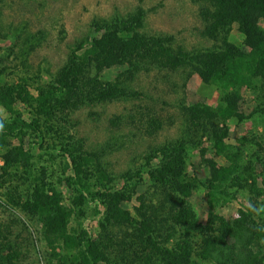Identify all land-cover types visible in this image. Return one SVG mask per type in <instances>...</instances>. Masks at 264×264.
Masks as SVG:
<instances>
[{"label":"trees","instance_id":"16d2710c","mask_svg":"<svg viewBox=\"0 0 264 264\" xmlns=\"http://www.w3.org/2000/svg\"><path fill=\"white\" fill-rule=\"evenodd\" d=\"M192 1L207 2L210 9L206 11L211 19L207 30L234 21L240 43L224 40L221 50H206L192 56L173 51L168 46L172 36L142 34L135 30L143 14L142 8L137 6L133 15L114 20L98 36L78 43L58 68L54 81L47 84L0 83V104L10 111V115L0 117L3 126L0 131L1 195L4 202L19 207L36 225L27 243L16 240L17 232L11 233L7 227L0 229V264H264V211L257 215L249 210L264 207V141L256 144L263 148L260 155L251 152V144L244 146L243 152L242 147L224 141L228 128L211 124L209 119L215 113L205 104H190L185 108L192 115L189 121L207 132L205 135L213 150L208 157L204 156L207 148L199 147L202 163L194 166V172L187 173L186 148L178 143L160 146L145 156L144 175L140 174L141 170L126 174V178L136 175L139 180L145 177L151 185H158L157 191L163 192V198L156 208L151 203L147 206L152 208H144L146 205L142 204L140 194L135 195L136 188L133 185L126 188L129 183L125 188L112 191L90 189L85 184L86 165L98 152L45 145L42 126L46 127L52 119L57 105H76L73 80L85 55L86 59L98 63V67L122 61L131 64L133 57L150 56L160 66L194 63L201 81H216V85L226 88L215 109L220 119L227 116L238 121L248 118L254 126L259 124L264 133V0ZM91 81L96 82L94 78ZM90 89L92 97L97 99L133 93L109 83L105 88L94 90L92 86ZM242 89L253 93L254 100L248 112L239 107ZM30 91L34 92V104L29 99L32 98ZM11 99L29 101L34 114L23 116L16 110L11 112ZM194 117L204 118L207 124L199 123V119L192 121ZM61 132L60 129L55 131L58 135ZM241 140L246 142L244 137ZM219 155L223 163L215 159ZM41 159H44L43 164L39 162ZM155 159L157 165H150ZM66 162L71 173L55 174L51 164L61 166V163L67 165ZM257 177L262 186L258 185ZM12 179L16 182L10 185ZM61 181L75 191L66 201L62 200L57 187ZM199 189L205 191L209 202L220 206L231 202L237 191L246 200L228 217L208 210L199 218L192 202L187 200ZM258 196L263 198L257 199ZM87 197L89 201L102 204L99 231L92 229L90 232L81 223H73L75 217L83 214ZM132 197L140 204L132 205L131 212L119 202H127ZM26 223L22 225L27 226ZM112 225H124L126 230L115 238L108 233ZM38 245L44 249L40 247V250Z\"/></svg>","mask_w":264,"mask_h":264},{"label":"rangeland","instance_id":"374dc122","mask_svg":"<svg viewBox=\"0 0 264 264\" xmlns=\"http://www.w3.org/2000/svg\"><path fill=\"white\" fill-rule=\"evenodd\" d=\"M137 6L142 8L143 14L135 30L142 34L172 36L168 46L173 51H182L192 56L206 50L219 51L223 48L224 40L236 45L240 43L241 37L234 21L220 24L214 29H206L211 19L209 11H206L209 6L203 1L0 0V83L8 85L24 81L27 84H47L54 81L58 68L65 63L68 53L78 43L98 36L114 20H124L133 15ZM86 58V55L82 58V67L73 80L76 105H57L56 113L52 114L46 127L42 126V130L46 138L45 145L98 152L97 157H90L91 161L86 165L88 171L85 184L90 189L106 188L112 191L125 188V184L129 183L126 188L129 189L132 185L136 188L135 195L140 194L142 204L146 205L144 208H152L147 206L149 203L156 208L163 198V192L157 191L158 185H151L145 177L139 180L136 175L126 178V174L141 170L140 174L144 175L145 156L160 146L182 143L181 146L187 152L184 160L188 165V174L195 171V165L200 166L202 163L199 147L205 146L207 150L204 156H210L213 150L209 147L210 141L205 135L207 132H202L199 125L189 121L192 115L185 108L190 104H205L214 111L215 116L209 119L211 124L214 122L228 128V137L224 141L242 147L243 152L244 146L249 147L248 144H251V152L259 155L262 153L263 148L256 146L258 142L264 141L261 126H254L248 118L238 121L227 116L220 119L215 109L220 105V95L226 88L216 85V81H201L194 70V63L160 66L150 56L143 59L133 57L130 61L133 65L122 61L98 67V63ZM91 78L96 82H92ZM107 83L133 93L103 99L92 97V86L97 90L105 88ZM30 92L32 98L29 99L34 104V92ZM253 100V93L242 89L239 107L243 112H248ZM10 107L11 112L16 110L23 116L34 114L29 101L11 99ZM7 115H10L9 109L0 104V117L5 118ZM199 118L194 117L192 121H198ZM200 121L206 123L204 118L198 122ZM59 129L62 130L60 135L55 133ZM226 151L228 154L231 152L229 148ZM215 159L224 162L222 155L215 156ZM153 161L150 165H157L158 161ZM39 162L43 164L44 159ZM48 162L50 163L49 160ZM66 163L67 165L61 163V166L51 164L55 174L58 175L60 171L63 176L70 174L71 168ZM258 170L259 167H256L255 171ZM55 174L53 173V177ZM258 179L259 177L256 181L261 185ZM14 180L9 184L15 183ZM64 183L61 181L57 187L62 200L66 201L75 191ZM1 191L2 189L0 229L7 227L11 233L17 232L15 237L18 239H15L18 242H29L30 235L32 238L35 231V222L29 221L19 207L4 202ZM204 193L199 189L192 198L187 199L192 202L198 217L204 216L208 210L228 217L234 212V208L240 207L246 200L237 191L231 202L227 201L220 206L209 202ZM261 198L263 196H258L257 199ZM85 203L83 214L75 217L73 223H81L90 232L92 229L99 231L102 204L89 201L88 197ZM119 204L132 212L131 206H139L140 203L132 197ZM24 222H27L28 228L22 225ZM125 230L124 225H112L108 233L118 238ZM38 247L40 250L44 249L40 245Z\"/></svg>","mask_w":264,"mask_h":264},{"label":"clouds","instance_id":"9594fccd","mask_svg":"<svg viewBox=\"0 0 264 264\" xmlns=\"http://www.w3.org/2000/svg\"><path fill=\"white\" fill-rule=\"evenodd\" d=\"M2 130H3V126L0 125V131H2ZM249 210L255 212V213L258 215L260 212L264 211V207H260V208H251V209H249Z\"/></svg>","mask_w":264,"mask_h":264}]
</instances>
